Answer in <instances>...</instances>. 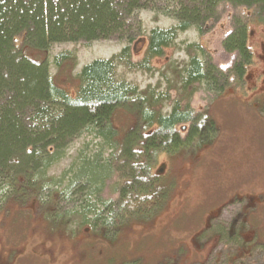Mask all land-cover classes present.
Segmentation results:
<instances>
[{
    "label": "trees",
    "instance_id": "16d2710c",
    "mask_svg": "<svg viewBox=\"0 0 264 264\" xmlns=\"http://www.w3.org/2000/svg\"><path fill=\"white\" fill-rule=\"evenodd\" d=\"M164 3L170 6L161 8ZM226 4L264 15V0H0V204L4 202L0 210L10 201L40 203V194L51 185L46 178L49 169L65 157L76 139L89 132L112 148V158L82 163L63 195L54 193L50 204L40 203L48 222L66 223L72 232L74 223L79 229L92 226L99 229L98 235L115 239L125 227L155 218L169 200L163 178L154 172L159 158L203 150L216 140L218 125L210 112L196 113L190 103L183 106L177 101L164 115L159 108L171 100L169 94L158 93V89L144 94L138 87L117 81V70L123 66L152 73L153 62L165 55L180 32L202 31ZM142 10L171 17L179 27L153 30L139 63L132 62L131 46H126L111 60L85 66L77 78L80 88L75 96L52 77L47 58L29 54L47 53L60 43L118 38L131 44L129 20ZM257 23L264 24V20ZM237 25L223 43L227 53L238 54L237 63L225 74L192 58L181 76L189 98L202 85L220 95L227 89H245L257 57L247 25ZM72 60L76 58L65 53L55 64L61 70ZM233 77L234 86L229 80ZM119 110L137 116L136 126L123 137L113 122ZM113 173L119 177L114 188V196L119 197L105 201V184ZM75 189L80 193L90 190L97 202L87 201L83 210L61 215L60 200L70 203ZM110 221H114L113 234H109Z\"/></svg>",
    "mask_w": 264,
    "mask_h": 264
},
{
    "label": "rangeland",
    "instance_id": "374dc122",
    "mask_svg": "<svg viewBox=\"0 0 264 264\" xmlns=\"http://www.w3.org/2000/svg\"><path fill=\"white\" fill-rule=\"evenodd\" d=\"M169 6L160 5L163 9ZM259 19L263 21L264 15L256 14L255 9L223 5L202 31L192 28L180 32L165 55L153 62L152 73L118 68L117 81L138 87L144 94L158 89V93L170 95L171 100L159 108L164 115L177 101L183 106L190 103L196 113L210 112L218 125L216 140L203 150L159 158L154 172L163 169L160 178L169 190V200L155 218L125 227L115 239L98 235L99 229L92 226L79 229L74 223L72 232L66 223L48 222L40 211V203L50 204L54 193L63 195L82 163L112 158V148L96 134L86 132L49 169L46 178L51 185L40 194V203L10 201L0 210V264H264V215L253 219V232L246 223V206L250 203L237 209L236 202L255 198L264 201L260 190L264 180V24L257 23ZM238 22L247 25L257 57L245 89H227L220 95L202 85L189 98V92L182 88L181 76L192 58L225 74L237 63L238 54L227 53L223 43ZM178 27L179 23L171 17L142 10L129 20L128 33L134 38L131 44L128 39L118 38L90 44L60 43L47 53L29 54L47 58L52 77L75 96L80 88L77 78L85 66L97 60H111L126 46H131L132 62L139 63L153 30L171 31ZM65 53L72 54L76 61H67L59 70L55 61ZM229 80L234 86V77ZM113 122L123 137L136 126L137 116L119 110ZM112 175L102 195L105 201L119 197L114 196L119 177ZM78 191L73 190L70 203L63 196L60 198L61 215L83 210L81 206L87 201L97 202L90 190ZM224 204L227 205L220 209ZM113 222L110 221L109 234L114 233ZM220 229L228 233L226 239L215 236Z\"/></svg>",
    "mask_w": 264,
    "mask_h": 264
},
{
    "label": "flooded vegetation",
    "instance_id": "af4514ba",
    "mask_svg": "<svg viewBox=\"0 0 264 264\" xmlns=\"http://www.w3.org/2000/svg\"><path fill=\"white\" fill-rule=\"evenodd\" d=\"M248 83V82H247ZM264 83V82H263ZM262 94H264V93H262ZM264 105V104H263ZM264 174V173H263ZM263 179H264V176H263ZM260 190L262 191V192H264V180L261 182V188H260ZM236 201V200H235ZM235 201H231L230 203H232V202H235ZM237 202V206H238V208L237 209H242L245 205H248L249 203V206H246V207H248L247 209H248V212H247V214H248V216H247V224H249V228L250 229H252L253 230V232L255 231L254 230V222H253V219L255 218V217H257V216H263L264 215V201L261 199V198H259V199H257V198H255V199H253V200H251V201H248V202H244V201H236ZM230 203H227V204H230ZM227 204H224L223 206H221L220 207V209L221 208H224V206H226ZM229 207V206H228ZM220 209H218V210H220ZM217 210V211H218ZM217 211L215 212V213H217ZM240 211H239V216H240ZM250 219V220H249ZM250 223H251V225H250ZM253 227V228H252ZM226 235H228V233L226 234L223 230H219V233H216L215 234V236H217L218 238H222V239H226ZM256 238H257V236H256ZM213 240H215V239H213ZM257 241H258V243H259V239H257ZM260 244V243H259Z\"/></svg>",
    "mask_w": 264,
    "mask_h": 264
},
{
    "label": "water",
    "instance_id": "95a60500",
    "mask_svg": "<svg viewBox=\"0 0 264 264\" xmlns=\"http://www.w3.org/2000/svg\"><path fill=\"white\" fill-rule=\"evenodd\" d=\"M160 173H163V169H162V170H160L159 174H160Z\"/></svg>",
    "mask_w": 264,
    "mask_h": 264
}]
</instances>
